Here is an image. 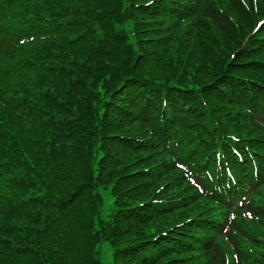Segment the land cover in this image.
Masks as SVG:
<instances>
[{
	"label": "trees",
	"instance_id": "16d2710c",
	"mask_svg": "<svg viewBox=\"0 0 264 264\" xmlns=\"http://www.w3.org/2000/svg\"><path fill=\"white\" fill-rule=\"evenodd\" d=\"M104 243L264 264V0H0V264Z\"/></svg>",
	"mask_w": 264,
	"mask_h": 264
},
{
	"label": "rangeland",
	"instance_id": "374dc122",
	"mask_svg": "<svg viewBox=\"0 0 264 264\" xmlns=\"http://www.w3.org/2000/svg\"><path fill=\"white\" fill-rule=\"evenodd\" d=\"M104 195L106 196L105 192L103 191ZM111 206L107 204L104 205L102 209V216L104 219H107V216L111 212ZM112 250L109 243H104L101 246V260L103 264H112Z\"/></svg>",
	"mask_w": 264,
	"mask_h": 264
}]
</instances>
